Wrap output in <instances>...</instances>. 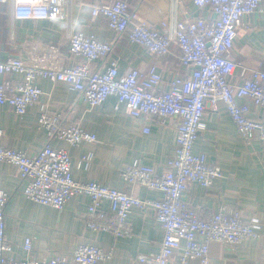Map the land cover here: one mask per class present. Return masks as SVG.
<instances>
[{"label":"built area","instance_id":"1","mask_svg":"<svg viewBox=\"0 0 264 264\" xmlns=\"http://www.w3.org/2000/svg\"><path fill=\"white\" fill-rule=\"evenodd\" d=\"M73 0H0L11 5V20H66ZM187 2L212 14L192 15ZM174 9L158 22H152L131 9L125 0L96 1L90 5L92 18H105L109 29L125 34L130 42L158 57L179 49L182 71L173 76L168 88L161 89L162 73L157 65L146 71L131 68L119 70V59L112 55L111 42L94 34L71 31L68 34L72 60L63 62L66 54L49 50L43 56L0 57V74L20 73L12 86L0 82V105L8 104L17 114L39 102L43 90L37 78L65 82L80 93L81 99L95 109L111 95L124 103L133 117L177 121L176 143L166 169L158 173L154 165L135 158L122 172L127 184H140L157 190L161 197L142 199L132 192L97 181L76 180L72 173V156L66 148L54 147L51 140L61 138L79 145L98 142L94 132L80 124L60 125L56 116L42 109L39 116L48 140L36 153L4 146L0 127V161L14 164L20 178L21 193L30 200L63 209L77 194H87L86 228L110 231L116 237L131 236L129 216L134 207L153 208L162 229L161 247L155 253H141L143 264H169L178 255V264L210 263V245L214 241L239 248L249 237H259L264 225L258 215L244 218L241 210L221 204L216 212L204 218L184 199L193 182L210 187L226 177L224 170L209 161L204 152L194 150L200 134L207 128L205 112L221 102L234 121L239 137L250 142L258 137L264 143V70L249 69L232 57L235 41L244 18L264 12V0H174ZM182 15L177 16V9ZM50 54L49 56L47 55ZM106 60L103 68L96 64ZM238 74L239 81L233 77ZM255 109L263 114L253 116ZM149 132V126L143 128ZM90 149L80 158L87 168L94 158ZM264 171V164H263ZM1 175V169H0ZM9 194L0 186V264H101L113 256L93 242L78 244L72 254L44 258L32 255V238L22 245L24 255H13V244L6 236V205ZM103 201L109 202L111 218L105 221Z\"/></svg>","mask_w":264,"mask_h":264},{"label":"crops","instance_id":"2","mask_svg":"<svg viewBox=\"0 0 264 264\" xmlns=\"http://www.w3.org/2000/svg\"><path fill=\"white\" fill-rule=\"evenodd\" d=\"M96 1L113 0H73L66 20L19 19L14 22L11 5L0 4V57L18 56L30 60V55L41 57L49 50H56L66 54L63 60L66 63L72 60L68 43L70 30L83 31L112 43V55L119 59L120 72L131 68L146 71L151 65H157L163 76L161 89L168 88L173 76L182 71L179 49L173 47V53L158 57L130 42L125 34L109 29L105 18H92L90 5ZM125 1L152 22L169 15L175 7L174 0ZM186 11L192 15L212 16L209 10H200L191 2H187ZM182 12L178 7L177 16ZM232 57L249 69L264 70V12L244 18ZM105 64L106 60H102L96 67L103 68ZM22 78L20 73L0 74V82L9 81L10 86ZM239 79L238 74L233 77L234 81ZM36 81L43 94L24 114H17L8 104L0 105V127L4 131L1 143L4 146L38 152L48 140L45 128L39 124L40 113L45 108L50 116L57 117L60 125L80 124L97 136L98 142L94 145L87 142L72 145L61 138L51 140L54 147L70 152L76 180L97 181L132 192L142 199L161 197L157 190L125 183L122 172L135 158L154 165L158 173L166 169L176 143L175 118L162 123L156 119L133 117L124 103H119L116 108L118 100L114 95L99 107L89 109L80 93L67 83L41 77ZM254 110L253 116L263 114ZM205 118L207 128L200 134L194 150L206 153L211 163L224 170L226 177L216 180L210 187L191 183L184 199L204 218L225 204L241 210L244 218L258 215L264 225V143L258 137L250 142L242 140L221 102L217 108L208 107ZM145 126H149V132H144ZM92 148L95 155L87 168L80 158ZM0 169V186L10 196L5 210L6 236L13 244L15 257L24 255L22 245L27 237L32 238V255L36 258L72 254L82 242L112 249L113 256L101 264H143L137 260L139 254L159 251L163 232L153 208L134 207L129 216L131 236L116 237L110 231L86 228L90 202L87 194L75 195L63 209H58L30 200L21 193V181L14 164L0 161ZM101 211L108 221L111 218L108 201H103ZM209 254V264H264V228L261 236L247 238L237 249L228 243L214 241ZM177 257V254L172 256L169 264H178Z\"/></svg>","mask_w":264,"mask_h":264}]
</instances>
